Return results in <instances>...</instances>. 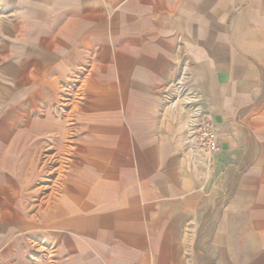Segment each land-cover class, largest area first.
I'll list each match as a JSON object with an SVG mask.
<instances>
[{"label": "crops", "instance_id": "1", "mask_svg": "<svg viewBox=\"0 0 264 264\" xmlns=\"http://www.w3.org/2000/svg\"><path fill=\"white\" fill-rule=\"evenodd\" d=\"M7 4L19 12L25 29L16 44L13 40L3 44L7 57L21 56L20 61L5 60L0 67V123L30 120L31 114L23 115L17 107L28 87L22 86L23 81L33 73L29 66L39 62H34L39 56V45L34 43L44 34L43 28L47 32L55 28L59 38L50 40L48 47L60 58L78 54L80 64L91 65L90 70L79 66L85 74L72 80L74 85L80 83L75 93H69L71 85L61 90L60 113L46 109V119L35 121V134L49 138L36 175L46 169L50 176L57 174L51 186L42 179L45 183L34 190L38 197L28 205L37 209L35 214H27V204H14L13 197L20 190L22 196L29 184L25 172L22 189L15 188L13 174L0 173V263L22 264V242L25 248H30L29 242L47 251L45 264L61 263L57 258L76 243L64 232H76L82 225L81 211L94 207L101 213L99 224L105 222L107 239H118L112 245L128 264H264V0H0L1 7ZM166 13H173L169 23L163 21ZM101 59L112 64L114 77L112 73L108 80L116 76L117 83L102 103L112 108L111 117L97 120L119 126L121 116L113 108L125 100L129 168L117 188L100 186L97 177L86 180L91 186L88 205L77 208L66 194L54 196L65 178L64 163L71 161L57 155L70 156L78 149L79 126L86 118L81 110L89 98L83 94L91 90L90 80L92 90L105 81L102 74L92 75ZM184 59L189 62L192 87L201 94L199 107L215 124L218 149L207 161L193 160L183 146L134 147L130 142L131 131L137 129L136 138L142 135L136 125L139 116L143 122L158 118L149 109L160 106L158 98L149 100L151 87L170 81ZM125 92L134 95L127 98ZM136 92H143L142 98L137 99ZM135 106L142 110L132 117ZM9 109L15 119H4ZM183 118L179 112L167 113L160 135L166 139L183 134ZM155 126H144V133L155 132ZM13 127L5 133L1 127L0 136L8 133L6 138L25 139L31 133ZM55 162L58 167H53ZM34 226L40 227L41 236H53L52 246H42L49 245L45 237L41 244L19 235L14 238L16 232ZM56 238H60L57 246Z\"/></svg>", "mask_w": 264, "mask_h": 264}, {"label": "rangeland", "instance_id": "2", "mask_svg": "<svg viewBox=\"0 0 264 264\" xmlns=\"http://www.w3.org/2000/svg\"><path fill=\"white\" fill-rule=\"evenodd\" d=\"M12 6V4H7L2 7L0 6V19L3 20L2 24L0 25V67L4 62H6L5 60L8 62H16L19 60L18 56H21V54H13L12 56L9 55V57H7L8 51L3 45L6 41L10 42L12 40L15 41L16 44V39L21 38L22 31L25 29L21 27L20 16H18L19 12L13 10ZM163 16V21L169 23L173 17V13H166ZM43 30L44 34H41L39 37L40 40L46 41L39 42L40 40H38L34 43L39 45V56H36L37 60L35 59L34 62H39L34 63L33 66H29L28 71L33 68V73H31V77H28L23 81L24 84L22 85L23 87L28 86L32 88L28 90L27 87L22 91V99H20V104L18 105L19 107H17V111L23 115H27L29 112L31 114L29 116L30 120L21 124H17V122H6L5 124L0 123V125H3L1 127L4 128V131H2L4 133L5 131H12L13 126L14 129H23L31 132L28 138L25 139L24 137L20 139L12 138V136L6 138L8 133H6L5 136H0V167L3 170L0 173H6L8 175L13 174L16 178L15 183L17 184V187L15 188L22 189L21 185H24L25 181L29 182L28 186L22 189V196V191L20 190L17 196L13 197L15 205L17 203V206H20V203L25 205L27 204L26 210L28 211L27 214L29 216L31 214H35V211L37 210H30L29 205H32L34 200H36L38 197V195L33 194L34 190L38 187V184L45 183L41 181L42 179H48L49 182H47V184L51 186L57 177L56 173L51 176L48 174L50 169H46L45 171L36 175V172L39 171L41 167L42 154L46 153L48 150L46 143H48L49 138L47 134H35L36 130L38 129L37 127H34L35 121H44L46 119V109H51L55 111L56 114H59L61 109H63L61 106L62 101L59 98L60 94L62 93L61 90L64 88H70L71 85L72 91L69 93H75V89L80 83L75 82L76 84L74 85L72 80L79 81L85 74V71L83 72L78 69L79 66L90 70L91 65L90 63L85 65L80 64V57L78 54L73 55L67 60L60 58V53L52 50L50 46L48 47L49 41L58 37L54 36L56 33L55 28L51 29L52 31L49 30V32H47V27L43 28ZM28 44L29 43L24 42L21 44L19 42V45L24 47H27ZM57 44L58 43H55L53 45ZM53 45L51 47H53ZM93 49L94 47L91 50ZM94 68L95 70L92 71L93 78H96V75L101 76L102 74V77L105 78V81L103 85L98 84L100 86L99 89L97 88L98 85L96 84V90H92L94 84H92L90 80L88 82V88H91V90H87V92H84L83 94L84 96L87 94L89 98L87 100L88 102L83 101L85 104L88 103V105L86 104L85 109L81 110L86 114V118L79 126L81 131L78 137V149L70 156L57 155V157H65L71 161L64 163L62 174L65 178H63V180L60 182L59 189L54 196L55 198H59L60 195L66 194L70 197L72 204L77 206V208L82 203L88 205L87 198L89 196L88 193H90L89 190H91V186L86 183V180L97 177L100 186L103 185L104 187H110L115 185L117 188L119 183L126 178V174L128 172L127 170L129 168L126 155L129 152L126 151L127 147L129 146V139L125 135H128L129 131L128 124L126 123L127 106H125V100L121 101L118 107L113 108L119 112L121 116L122 123H119V126L118 124L112 125L111 123L97 120V116L100 117L101 120L111 117L109 112H111L110 109L112 108L106 107L105 105H102V103L106 102L105 99L112 96V85L117 83L116 76L115 79L108 80V78L111 77V74L114 72V67L106 59H101V61L95 62ZM116 93L118 92L116 91ZM136 93L137 94H135V97L137 99L142 98L140 95H142L143 92ZM129 94L134 95L133 92H125V96L127 98ZM157 98L160 101V106L149 107V109L156 111V114H158L156 122L154 120L151 122L149 118L146 120V122H143L144 117L139 116L140 121L139 123H136V125L141 126V137L143 138L141 139V137H135V131L137 129L134 130V132L131 131V134L129 133V135L132 146H183L184 149L189 153V146L186 142V136L190 117L195 110H200L201 113L205 114L208 113L199 107V103L202 100L201 94L192 87L189 74V62L186 59L179 63L177 71L170 81L161 86L151 87L149 91V100H156ZM96 103H98V105H94ZM132 110V117H135L134 113L142 110V108L140 109V107L135 106L132 107ZM12 112L13 109L7 110L4 119H15L17 115L12 116ZM177 112H179L181 116H184V133H179L177 136L165 139L163 136H161V130L165 132L167 125L166 115L167 113L176 114ZM19 117L20 116H18V118ZM153 123L156 125V131L151 133V130L148 129V131L144 133L143 127ZM172 126L176 127L179 126V124L173 123ZM152 134L154 137H152ZM55 142H58L57 139H55ZM44 144L45 146H43ZM130 151V153L133 154L134 150L131 149ZM54 152L55 151L52 153ZM189 155L194 160L190 153ZM53 167H58V162H55ZM24 172L25 181H23ZM29 173H31V177L29 176ZM3 179L4 181L6 180L5 177ZM78 215L77 219L79 220ZM97 215H101V213H97L94 207L88 210H82L80 213V218L82 220V225H80L81 227L78 228L76 232L63 231L65 234L67 233L69 238L75 240L76 243H73L74 246L72 243H70L71 250L64 251L63 255L57 258V260H60L61 263L57 264H128V260H121L119 258L120 252L114 250V246L118 239H107V234L105 233L104 229L105 222L103 223L102 220V223L99 224ZM55 232V234L61 235L59 230H55ZM18 235L20 236L21 240H26V242L27 240L35 241L37 244H41L45 237L49 245H42L44 248L52 246V242L54 241L53 236H50L51 239L47 236H41L40 227L38 228L35 226L34 228L28 229L26 231L22 230V232H16L14 238H17ZM260 238L261 236H259V239ZM59 239L60 238H56V246L59 244ZM113 243L114 246L112 245ZM249 243H254V239H250ZM26 244L30 248H25V244L22 242V264H45L47 262V251H41L36 245H32V243L29 242ZM11 245L12 244L9 246ZM80 251H82V254H80L81 258L79 257ZM7 263L13 264L14 261H8L6 263L4 262L3 264ZM130 263L131 261L129 264Z\"/></svg>", "mask_w": 264, "mask_h": 264}, {"label": "built area", "instance_id": "3", "mask_svg": "<svg viewBox=\"0 0 264 264\" xmlns=\"http://www.w3.org/2000/svg\"><path fill=\"white\" fill-rule=\"evenodd\" d=\"M186 137L189 153L196 160H209L218 149L215 124L211 116L200 110L191 115Z\"/></svg>", "mask_w": 264, "mask_h": 264}]
</instances>
